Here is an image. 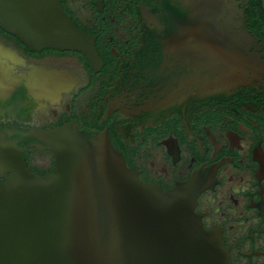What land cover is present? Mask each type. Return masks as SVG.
Returning a JSON list of instances; mask_svg holds the SVG:
<instances>
[{
    "label": "flooded vegetation",
    "instance_id": "af4514ba",
    "mask_svg": "<svg viewBox=\"0 0 264 264\" xmlns=\"http://www.w3.org/2000/svg\"><path fill=\"white\" fill-rule=\"evenodd\" d=\"M61 3L103 63L30 51L0 29V128L107 130L139 178L164 190L200 173L204 228L222 233L232 264H264L262 0ZM22 157L41 176L55 171L47 150Z\"/></svg>",
    "mask_w": 264,
    "mask_h": 264
},
{
    "label": "water",
    "instance_id": "95a60500",
    "mask_svg": "<svg viewBox=\"0 0 264 264\" xmlns=\"http://www.w3.org/2000/svg\"><path fill=\"white\" fill-rule=\"evenodd\" d=\"M0 29L30 51L78 52L95 69L103 63L95 38L61 0H0ZM27 146L49 151L55 171L29 170ZM0 173V264H232L222 233L206 230L196 213L200 173L172 190L150 185L107 130L74 122L0 128Z\"/></svg>",
    "mask_w": 264,
    "mask_h": 264
},
{
    "label": "trees",
    "instance_id": "16d2710c",
    "mask_svg": "<svg viewBox=\"0 0 264 264\" xmlns=\"http://www.w3.org/2000/svg\"><path fill=\"white\" fill-rule=\"evenodd\" d=\"M16 40H17V42L19 43V44H21V42L17 39V38H15ZM22 45V44H21Z\"/></svg>",
    "mask_w": 264,
    "mask_h": 264
}]
</instances>
